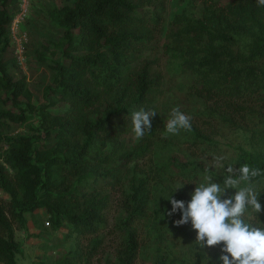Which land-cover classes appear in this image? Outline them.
Here are the masks:
<instances>
[{
	"label": "trees",
	"instance_id": "16d2710c",
	"mask_svg": "<svg viewBox=\"0 0 264 264\" xmlns=\"http://www.w3.org/2000/svg\"><path fill=\"white\" fill-rule=\"evenodd\" d=\"M19 1L0 0V190L9 196L0 195V264H17L14 222L25 226V214L40 209L54 230L68 227L77 246L69 264H91L97 243L86 250L83 242L108 227L111 203L100 189L121 186V171L153 153L159 136L152 119L151 131L136 140L131 115L150 110L161 85L155 61L137 57L160 35L173 71L200 84L193 94L205 107L194 114L234 127L242 122L250 133V147L239 149L235 168L247 163L264 170V7L256 0H193L203 5L200 18L182 11L167 24L162 0H65L63 7H50L47 17L62 35L43 40V50L34 52L51 75L41 105L27 78L15 72L20 62L10 26ZM11 124L28 131L9 135ZM185 136L195 149L210 141L195 126ZM254 183L264 208V177ZM129 189L116 264H137L138 225L172 207L170 197L152 199L146 174L132 177ZM257 219L264 222V211ZM220 247L207 264H222ZM158 258L155 264H180Z\"/></svg>",
	"mask_w": 264,
	"mask_h": 264
},
{
	"label": "rangeland",
	"instance_id": "374dc122",
	"mask_svg": "<svg viewBox=\"0 0 264 264\" xmlns=\"http://www.w3.org/2000/svg\"><path fill=\"white\" fill-rule=\"evenodd\" d=\"M31 3L29 17L23 26V31L27 33L25 60L20 59L22 65L15 72L18 77L27 78L35 96V103L41 105L44 103V88L51 83V75L48 68L36 59L34 52L43 50V40L59 41L62 32L51 24L46 11L54 6L63 7L66 1L32 0ZM162 3L166 24L178 12L187 11L197 18L203 12V5L193 0H162ZM137 57L154 60L156 76L162 78L150 109L157 113L152 119L159 126V136L153 140V153H147V156L131 162L128 169L121 171V186L100 189L102 193L111 196V203L106 211L108 227L83 242L86 250H91L97 243L91 264L117 263L123 240L119 227L125 215L124 204L130 194L129 181L132 177L138 179L142 174L149 177L153 200L159 196L166 199L171 195L190 200V194L196 187L194 183L203 182L205 175H211L213 182L218 183L219 177H224L227 166L232 165L235 168L239 149L250 147V133L242 129V122L234 127L220 123L219 119H206L194 114L198 108L205 107V103L196 99L193 94V87L200 84H197L193 75L177 74L173 71L163 52V36H158ZM174 107L191 116V127L200 129L210 138L209 143L195 149L185 142L190 139L185 136L186 130L175 135L165 134V125ZM214 107L219 108L220 104ZM26 128L11 124L6 133L15 136L26 133ZM215 157L223 158L224 170L219 167L212 168ZM206 169L210 172H206ZM178 187L181 188L177 189ZM232 191L235 190L229 189L223 198L232 195ZM0 195L4 200H9V196L1 190ZM168 213L165 210L154 213L150 220L138 225L142 248L137 264H155L156 257L166 260V263L173 257L180 264H207L206 257L221 245L200 248L196 244V232L192 230L191 224L177 227L174 222L181 215L176 212L169 216ZM25 218V226L14 222L16 240L21 245V253L16 256L17 264H69L68 255L77 246L69 236L68 227L54 230L52 225L48 226L49 219L44 209L33 214L27 213Z\"/></svg>",
	"mask_w": 264,
	"mask_h": 264
},
{
	"label": "clouds",
	"instance_id": "9594fccd",
	"mask_svg": "<svg viewBox=\"0 0 264 264\" xmlns=\"http://www.w3.org/2000/svg\"><path fill=\"white\" fill-rule=\"evenodd\" d=\"M256 4L264 7V0H256ZM156 115L154 110L143 108L132 113V132L136 140L142 139L146 131H151V120ZM191 119L178 107L172 108L165 134L190 131ZM222 160V157H215L212 168L224 170ZM206 172H210L209 169ZM257 177H264V170L247 163L239 168L227 166L222 183H215L211 175H205L203 182L194 183L196 187L189 201L176 200L172 196L168 199L172 206L168 215L180 212L181 217L174 222L175 225L190 223L200 248L222 245L219 256L222 264H264V222L257 219L264 208L254 183ZM229 189L235 190L234 195L223 198Z\"/></svg>",
	"mask_w": 264,
	"mask_h": 264
},
{
	"label": "built area",
	"instance_id": "2783aa9c",
	"mask_svg": "<svg viewBox=\"0 0 264 264\" xmlns=\"http://www.w3.org/2000/svg\"><path fill=\"white\" fill-rule=\"evenodd\" d=\"M32 0H20L18 4V12L14 16L11 26H10V34L12 38V43L16 47V55L20 64L22 65V61L20 59H24L25 55V44L27 43V33L23 31V26L25 25L28 17H29V8L32 7ZM49 226V223H47Z\"/></svg>",
	"mask_w": 264,
	"mask_h": 264
}]
</instances>
